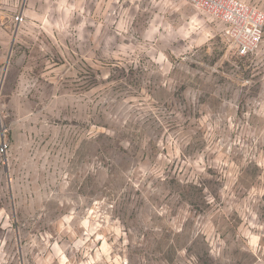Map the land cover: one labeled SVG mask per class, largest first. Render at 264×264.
<instances>
[{
	"label": "rangeland",
	"instance_id": "374dc122",
	"mask_svg": "<svg viewBox=\"0 0 264 264\" xmlns=\"http://www.w3.org/2000/svg\"><path fill=\"white\" fill-rule=\"evenodd\" d=\"M27 8L0 66V264H264V37L240 56L188 0Z\"/></svg>",
	"mask_w": 264,
	"mask_h": 264
},
{
	"label": "built area",
	"instance_id": "2783aa9c",
	"mask_svg": "<svg viewBox=\"0 0 264 264\" xmlns=\"http://www.w3.org/2000/svg\"><path fill=\"white\" fill-rule=\"evenodd\" d=\"M194 6L217 17L224 24L226 36L236 53L248 56L260 46L264 37V11L245 0H188ZM24 19L22 14L15 16L18 23ZM6 144H1L4 151Z\"/></svg>",
	"mask_w": 264,
	"mask_h": 264
},
{
	"label": "crops",
	"instance_id": "0c3cea01",
	"mask_svg": "<svg viewBox=\"0 0 264 264\" xmlns=\"http://www.w3.org/2000/svg\"><path fill=\"white\" fill-rule=\"evenodd\" d=\"M24 3L22 6H20V9L18 10L19 6V0H0V7L5 8V10L0 9V23H2V26H0V66L3 63V60L9 57L10 54V46L9 43L6 41V38H9L11 33L13 31H18L20 28V25L22 23H18L15 21V16L17 14H26L29 10L27 8L33 0H23ZM14 29V30H13ZM3 75L0 76V89L3 85Z\"/></svg>",
	"mask_w": 264,
	"mask_h": 264
}]
</instances>
